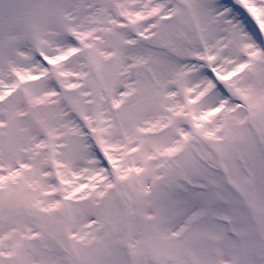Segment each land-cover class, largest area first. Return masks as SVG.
I'll return each instance as SVG.
<instances>
[{
	"label": "snow or ice",
	"instance_id": "1",
	"mask_svg": "<svg viewBox=\"0 0 264 264\" xmlns=\"http://www.w3.org/2000/svg\"><path fill=\"white\" fill-rule=\"evenodd\" d=\"M0 264H264V0H0Z\"/></svg>",
	"mask_w": 264,
	"mask_h": 264
}]
</instances>
